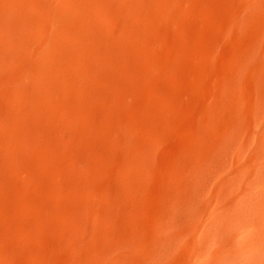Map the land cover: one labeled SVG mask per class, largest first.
Returning <instances> with one entry per match:
<instances>
[{
	"label": "bare ground",
	"instance_id": "bare-ground-1",
	"mask_svg": "<svg viewBox=\"0 0 264 264\" xmlns=\"http://www.w3.org/2000/svg\"><path fill=\"white\" fill-rule=\"evenodd\" d=\"M0 264H264V0H0Z\"/></svg>",
	"mask_w": 264,
	"mask_h": 264
}]
</instances>
